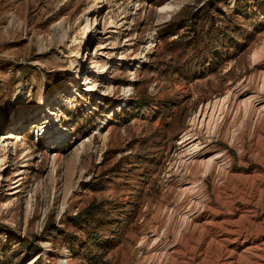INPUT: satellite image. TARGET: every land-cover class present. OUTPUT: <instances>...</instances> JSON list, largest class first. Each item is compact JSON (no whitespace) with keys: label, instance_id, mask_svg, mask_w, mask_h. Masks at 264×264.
Wrapping results in <instances>:
<instances>
[{"label":"rangeland","instance_id":"374dc122","mask_svg":"<svg viewBox=\"0 0 264 264\" xmlns=\"http://www.w3.org/2000/svg\"><path fill=\"white\" fill-rule=\"evenodd\" d=\"M0 264H264V0H0Z\"/></svg>","mask_w":264,"mask_h":264},{"label":"trees","instance_id":"16d2710c","mask_svg":"<svg viewBox=\"0 0 264 264\" xmlns=\"http://www.w3.org/2000/svg\"><path fill=\"white\" fill-rule=\"evenodd\" d=\"M209 12L212 14V12H215V9L214 8H211L210 10H209ZM194 17V20H198V17H197V15H194L193 16ZM195 26L196 25H193V27H194V29L193 30H196L195 29ZM191 28V26H183V27H181L180 28V30H184V31H187V34H190V32H189V30H192V28L191 29H189V28ZM186 28H188V29H186ZM194 32V34H196L197 32H195V31H193ZM204 34V33H203ZM177 35V33H174V35L173 36H176ZM178 36H180V35H178ZM182 36V35H181ZM168 37H172V35H169ZM192 39V40H191ZM196 42L197 41V39H195L194 37L193 38H190V39H188L187 40V42ZM210 47H211V49L213 50V52H216L217 50H218V48H219V46H217L216 44H215V42L214 41H211L210 42ZM206 64H209V62H206Z\"/></svg>","mask_w":264,"mask_h":264},{"label":"bare ground","instance_id":"6f19581e","mask_svg":"<svg viewBox=\"0 0 264 264\" xmlns=\"http://www.w3.org/2000/svg\"><path fill=\"white\" fill-rule=\"evenodd\" d=\"M60 135V133H58L56 136H59Z\"/></svg>","mask_w":264,"mask_h":264}]
</instances>
